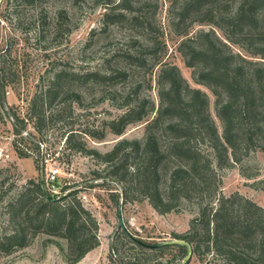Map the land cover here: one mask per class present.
Instances as JSON below:
<instances>
[{
	"label": "rangeland",
	"instance_id": "obj_1",
	"mask_svg": "<svg viewBox=\"0 0 264 264\" xmlns=\"http://www.w3.org/2000/svg\"><path fill=\"white\" fill-rule=\"evenodd\" d=\"M118 1L0 0V65L5 68L0 70L15 71L0 94L3 97L0 101V242L18 224L27 231L24 246L11 249L0 246V264H70L63 237L30 227L22 214L17 219L10 216L14 199L30 179L35 185L42 181L47 192L58 197L63 195V186L75 191L76 198L96 220L98 244L71 264H123L134 258L156 264L174 257L177 258L172 264H184L185 260V264H218L220 258L210 251L201 258L192 251L188 259L178 258L177 248H143L134 239L148 245L180 240L173 233L192 231L200 206L208 203L216 207L220 197L241 196L264 207V150L260 148L251 149L231 165L221 167L213 162L205 190L190 193L187 198L181 196L166 212L155 209L143 192L140 185L143 175L130 186L120 179L121 176L130 179L129 174L134 166L140 165L141 158L133 154L126 158L125 151H120L105 162L88 153L89 149L109 151L120 139H144L146 122L155 115L159 104L157 58L161 63L176 65L186 84L206 93L210 117L221 134L215 95L198 82L194 68L186 65L178 48L182 39L199 30L213 31L243 57L264 61L260 54L250 56L243 47L264 48V34L249 46L239 34L226 32L223 22L202 23L193 20V16L178 20L183 0H126L128 8L118 6ZM59 10L67 12L64 21L69 33L55 29ZM151 43L154 49L149 48L145 54L146 64L138 66L134 55L143 53ZM61 69L74 74L125 71L128 76L101 83L94 80L80 83L69 78L53 102L44 98L47 119L37 122L34 118L37 102L46 94L53 74ZM73 92L79 93L78 99H64ZM127 93L134 99L133 103L138 96L148 99V109L151 108L142 120L127 124L116 134L109 122L122 114L125 108L119 106L128 97ZM69 132H74L75 147L83 146V150L67 147L65 135ZM200 147L207 151L205 143ZM20 151L26 155H20ZM229 152L228 149V156ZM145 165V162L141 164V173L146 171ZM51 175L55 176L54 181H50ZM161 180L163 184L165 179ZM32 198L27 209L33 210L40 200L38 191ZM202 226L199 223L196 227Z\"/></svg>",
	"mask_w": 264,
	"mask_h": 264
},
{
	"label": "trees",
	"instance_id": "obj_2",
	"mask_svg": "<svg viewBox=\"0 0 264 264\" xmlns=\"http://www.w3.org/2000/svg\"><path fill=\"white\" fill-rule=\"evenodd\" d=\"M117 5L122 8L130 6L126 0H119ZM189 16L202 23L218 25L223 22L226 32L239 34L249 46L264 34V0H183L178 20ZM66 18L67 12L59 10L55 24L57 31L65 29L66 33L70 32L64 21ZM143 22L149 24L146 19ZM151 45L144 48L140 55H134L138 66L146 64L145 54L149 48L154 49ZM243 47L250 56L260 54L264 58V48L252 50L247 45ZM178 48L182 50L186 65L194 68L198 82L210 88L215 95L221 134L210 117L206 93L186 84L176 65L161 63L156 57V63H160L156 78L159 104L155 115L146 122L144 139H120L104 153L96 149L88 151L94 158L105 162L111 161L120 151H125L126 158L131 154L141 158L140 165L134 166L131 174L127 173L131 178L121 176L120 179L126 180L130 186L138 176L143 175L144 181L140 182L143 192L160 212L173 208L181 196L187 198L205 190L213 162L221 167L231 165L248 155L251 149L264 150V61H252L233 52L229 44L214 35L213 31L199 30L193 36L182 39ZM3 69L0 70V94L10 81L8 77L15 74L14 70L3 72ZM127 76L125 71L116 74L99 71L74 74L61 69L53 74L46 94L37 102L38 110L34 111V118L37 122L47 119L44 98L53 102L59 96L61 87L70 81L69 78L80 83L88 80L101 83L113 77ZM128 93L119 106L125 108L122 114L109 122L116 134H120L127 124L142 120L151 108L148 109V99L138 96L133 103L134 99ZM79 96V93L73 92L68 96L66 94L64 99H78ZM2 98L0 95V101ZM16 134L19 132L16 131ZM73 137L74 132L65 135L67 147L83 150V146L75 147ZM203 143L207 151H202L200 146ZM19 154L26 155L22 151ZM143 162L146 163L143 167L146 171L141 173ZM162 177L165 179L163 184ZM136 181L138 183L139 180ZM36 191L40 200L33 205V210L27 209ZM61 194L59 197L51 195L42 181L35 185L30 179L14 199L10 216L17 219L22 214L30 227L43 228L50 235L63 237L67 244L66 260L71 264L98 244L97 224L76 198L75 191L63 186ZM218 202L216 207L208 203L200 206L199 218L197 222H192V231L173 233L172 236L180 240L156 245L134 241L143 248H177L180 252L178 258H186L191 251L201 258L203 253L210 251L220 258L218 264H264V207L241 196L233 199L220 197ZM199 223L203 224L200 228L196 227ZM21 226L18 224L0 242L1 248L11 249L26 244L27 231ZM176 258L161 259L156 264H172ZM123 264L145 263L134 258Z\"/></svg>",
	"mask_w": 264,
	"mask_h": 264
},
{
	"label": "water",
	"instance_id": "obj_3",
	"mask_svg": "<svg viewBox=\"0 0 264 264\" xmlns=\"http://www.w3.org/2000/svg\"><path fill=\"white\" fill-rule=\"evenodd\" d=\"M120 224L122 225V222L120 220ZM190 257V253L186 256V259H188ZM185 263V262H184Z\"/></svg>",
	"mask_w": 264,
	"mask_h": 264
},
{
	"label": "built area",
	"instance_id": "obj_4",
	"mask_svg": "<svg viewBox=\"0 0 264 264\" xmlns=\"http://www.w3.org/2000/svg\"><path fill=\"white\" fill-rule=\"evenodd\" d=\"M54 178H55V176L54 175H51V180L50 181H53Z\"/></svg>",
	"mask_w": 264,
	"mask_h": 264
}]
</instances>
